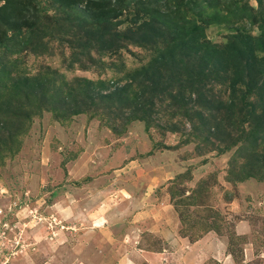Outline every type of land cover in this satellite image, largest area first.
Segmentation results:
<instances>
[{
	"label": "rangeland",
	"instance_id": "rangeland-1",
	"mask_svg": "<svg viewBox=\"0 0 264 264\" xmlns=\"http://www.w3.org/2000/svg\"><path fill=\"white\" fill-rule=\"evenodd\" d=\"M223 2L249 18L201 24L221 51L206 71L199 52L159 57L170 37L137 0L108 30L105 0H0V264H222L214 238L235 264H264V134L248 133L264 89L245 84L264 81V50L244 66L264 0ZM117 86L137 93L133 117L103 97Z\"/></svg>",
	"mask_w": 264,
	"mask_h": 264
},
{
	"label": "trees",
	"instance_id": "trees-1",
	"mask_svg": "<svg viewBox=\"0 0 264 264\" xmlns=\"http://www.w3.org/2000/svg\"><path fill=\"white\" fill-rule=\"evenodd\" d=\"M84 0H81L83 2ZM88 1V0H87ZM93 4H95L98 1L101 0H89ZM107 3L102 5V11L98 10L99 14H103L105 17L101 19L100 21H96V26L98 28L102 27L108 30V28L112 27L114 24L115 19L120 16L124 9L128 7V5L133 0H105ZM139 5L143 6V9L145 12L150 15L153 18L157 19V23L163 24L164 29L168 32V35L170 37V48L168 53L163 57V54H161L159 57L167 61H173L175 50H182L187 49L189 51H192L194 54L199 52V60L201 68L206 69V71H211L213 69L216 70L217 63L215 59V53H221L216 47L214 46H207L202 45L200 43L199 39L201 38V33L203 32V26L202 23L209 25V24H215L220 22H226L228 20V16L231 13H234L238 16V18L234 21H239L241 19L249 18V14H247L245 9H241L239 7L234 6V9H230L227 5H222L224 2L223 0H137ZM136 3V2H135ZM205 4V5H203ZM91 9L87 10L90 11ZM13 38V37H12ZM11 36L9 37V40L12 39ZM246 46H245V64L246 67L249 62L250 64L253 63V58H255L254 50H264V39L260 37H251L246 36L245 37ZM255 46V47H254ZM234 58L236 59L237 56L235 55ZM264 59V58H263ZM251 60V61H250ZM203 71V70H202ZM201 78L203 80H206L209 76L206 71L202 72ZM195 79V78H194ZM28 80V79H24ZM31 87H33V90H36L35 92L33 90L32 97H35V100L37 102L44 103L47 98H51V96L46 94L45 87L41 85L42 83L39 80L36 81H30ZM247 88V92H257L259 95L260 92L258 90L264 89V81L259 83L258 85L254 84L253 81H251V78L249 77V80L245 82ZM253 84V85H251ZM88 85L87 87H89ZM197 86L193 85L192 88L194 90ZM44 89V91H42ZM82 90V89H81ZM80 92V91H79ZM129 92H131V87L129 86H117L113 89V91L108 92L103 97L105 98H114L116 102H118L121 107L123 108V111L127 112L128 110H131V112L140 111V109H136V106L139 104L135 103V98L137 99L138 95L137 93H134L132 96H128ZM75 95V93H73ZM73 94H70L69 98L73 96ZM88 98L91 102H93L94 97L91 96V92L89 91L87 93ZM27 95V93H26ZM28 96V95H27ZM28 100H31L30 97ZM129 101V102H128ZM138 101V100H137ZM74 106H77L75 104ZM22 107V105H20ZM129 107V109H127ZM77 109V110H76ZM136 110V111H135ZM146 111V110H141ZM64 112V111H63ZM73 113H78V108L75 107L73 110ZM128 113V112H127ZM126 113V114H127ZM19 113L13 111V115H15L17 120V116ZM63 114V113H61ZM131 114V113H130ZM133 114V113H132ZM128 118L133 117L127 114ZM138 116V113L136 114ZM10 123L8 124L5 122V120L2 121L1 128L6 129V134L9 136L10 131H13L11 129H14L13 119L9 116ZM12 119V120H11ZM259 119V122L256 123V128H251L252 131H248V133L251 135L252 140H257L259 137H261L264 134V120ZM14 120V121H15ZM10 125V126H9ZM12 125V126H11ZM13 127V128H11ZM242 128V127H240ZM244 129H242L241 133L243 134ZM14 134V132H13ZM264 137V136H262ZM263 140V139H260ZM5 138L4 136L0 135V146L4 144ZM5 145V144H4ZM4 148H0V156L7 155V151H4Z\"/></svg>",
	"mask_w": 264,
	"mask_h": 264
},
{
	"label": "crops",
	"instance_id": "crops-1",
	"mask_svg": "<svg viewBox=\"0 0 264 264\" xmlns=\"http://www.w3.org/2000/svg\"><path fill=\"white\" fill-rule=\"evenodd\" d=\"M238 228L241 229V227H238ZM209 234H213V233L212 232H209ZM206 238H207V236H203V238L198 239L197 242L198 241H204V239H206ZM181 239H184V238H181ZM217 241L219 242V240L217 238L212 239V243H213V247L212 248L214 249L213 252H215L214 255H213V258H215V259L217 258L216 259L217 262H221L222 261L223 262L222 264H235V262H234V260L232 258V255H230V254H223L222 251H221V249L218 251V247H217V243H216ZM191 250L192 249L190 248V251ZM197 254H199L198 250H197ZM247 256H248V254H247Z\"/></svg>",
	"mask_w": 264,
	"mask_h": 264
}]
</instances>
